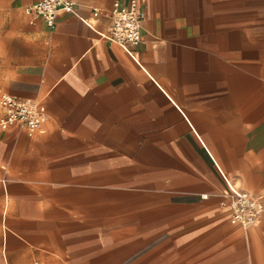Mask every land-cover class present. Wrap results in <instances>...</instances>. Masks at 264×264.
<instances>
[{
  "label": "crops",
  "instance_id": "obj_1",
  "mask_svg": "<svg viewBox=\"0 0 264 264\" xmlns=\"http://www.w3.org/2000/svg\"><path fill=\"white\" fill-rule=\"evenodd\" d=\"M0 0V264H264V0H140L144 40L110 36L117 0H72L50 27ZM128 1V0H121ZM263 206L245 231L224 195Z\"/></svg>",
  "mask_w": 264,
  "mask_h": 264
},
{
  "label": "built area",
  "instance_id": "obj_2",
  "mask_svg": "<svg viewBox=\"0 0 264 264\" xmlns=\"http://www.w3.org/2000/svg\"><path fill=\"white\" fill-rule=\"evenodd\" d=\"M73 8L72 0H40L26 10L42 17L53 27L57 23L60 10L69 11ZM144 16L140 0L115 1L111 10V38L130 49L137 47L144 40ZM0 106L3 109L0 127L16 124L35 130L42 126L46 118L43 106L32 98H21L6 92L1 96ZM224 198L230 205L231 220L240 223L245 231L259 221L263 206L248 192L233 190L226 193Z\"/></svg>",
  "mask_w": 264,
  "mask_h": 264
},
{
  "label": "rangeland",
  "instance_id": "obj_3",
  "mask_svg": "<svg viewBox=\"0 0 264 264\" xmlns=\"http://www.w3.org/2000/svg\"><path fill=\"white\" fill-rule=\"evenodd\" d=\"M5 30V29H4ZM0 31V99L3 93L7 92L8 82L15 76L22 65H11V56L8 54L6 31ZM3 115V109L0 106V118ZM10 231L0 230V239ZM6 252V247H0V253Z\"/></svg>",
  "mask_w": 264,
  "mask_h": 264
}]
</instances>
